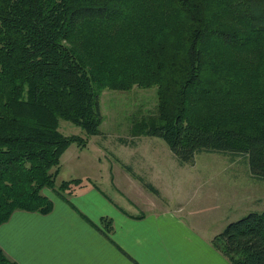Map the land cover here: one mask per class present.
Instances as JSON below:
<instances>
[{
    "label": "trees",
    "instance_id": "obj_1",
    "mask_svg": "<svg viewBox=\"0 0 264 264\" xmlns=\"http://www.w3.org/2000/svg\"><path fill=\"white\" fill-rule=\"evenodd\" d=\"M152 87L156 115L136 134L180 164L244 155L264 179V0H0V226L81 184L55 185L65 151L87 144L60 120L98 136L102 91ZM211 245L230 264H264V210ZM0 264L15 263L0 249Z\"/></svg>",
    "mask_w": 264,
    "mask_h": 264
},
{
    "label": "crops",
    "instance_id": "obj_2",
    "mask_svg": "<svg viewBox=\"0 0 264 264\" xmlns=\"http://www.w3.org/2000/svg\"><path fill=\"white\" fill-rule=\"evenodd\" d=\"M90 153L88 159L101 165L102 156ZM136 157L132 167L125 161L131 157L114 156L110 191L81 181L49 194L48 214L15 211L0 226L4 255L15 264H230L212 247L218 233L210 231L202 208L173 200L169 184L158 188L151 179L154 158Z\"/></svg>",
    "mask_w": 264,
    "mask_h": 264
},
{
    "label": "rangeland",
    "instance_id": "obj_3",
    "mask_svg": "<svg viewBox=\"0 0 264 264\" xmlns=\"http://www.w3.org/2000/svg\"><path fill=\"white\" fill-rule=\"evenodd\" d=\"M156 89L102 91L99 94L102 123L98 136L87 137L80 126L60 120L58 131L61 134L79 136L87 144L82 151H78L76 145L66 150L55 185L78 180L110 191L107 185L111 179L115 181L117 175L115 155L131 157L133 160H124L132 167L139 162L136 156H150L155 160L151 162L156 171L151 177L154 184L158 188L169 184L171 191L167 195H172L173 200H181L190 209L202 208V218L210 221L211 232L219 234L228 223L252 212L261 213L264 210V179L251 175L244 155L202 152L195 155L193 164H180L162 139L144 133L136 134L135 125H139L141 120L149 123V118L156 115ZM92 149L102 156H99L102 158L101 165L88 159L92 158ZM75 153L77 155L72 158ZM45 193L52 194L49 191ZM193 199L196 201L193 202Z\"/></svg>",
    "mask_w": 264,
    "mask_h": 264
}]
</instances>
